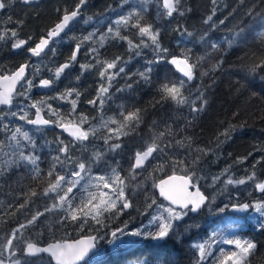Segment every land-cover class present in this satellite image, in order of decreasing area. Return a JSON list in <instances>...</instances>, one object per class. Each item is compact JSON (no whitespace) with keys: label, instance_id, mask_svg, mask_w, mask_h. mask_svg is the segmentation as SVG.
I'll use <instances>...</instances> for the list:
<instances>
[{"label":"trees","instance_id":"trees-1","mask_svg":"<svg viewBox=\"0 0 264 264\" xmlns=\"http://www.w3.org/2000/svg\"><path fill=\"white\" fill-rule=\"evenodd\" d=\"M76 2L77 0H40L26 5L22 0H13L11 5L4 9L0 15V26L16 28V22L23 20V26L18 29L19 38L32 37V40L25 45L23 50H13L11 40L7 42L0 41V72L7 69L10 75L20 64L28 61L33 65L28 69L30 74L39 69V74L34 79V83L37 84L41 77L53 78L55 67L68 60L76 43L73 38L88 35L89 32L94 30L97 31V37L94 41H89L82 47L77 57L78 63L65 70V73L62 74L60 80L52 89L33 88L31 91L32 101L55 96L68 88H76L81 93L74 115H69L71 104L65 101H47L53 108L59 109V116L53 115L47 108L42 111L46 119L56 121L62 117V122L69 125L78 123L81 116L87 118V122L80 125V127L83 131L89 132V139L84 141L83 144L77 142L72 149L74 159L80 160L85 157L95 159L94 154L99 149L104 148L103 137L109 134L108 129L117 127V125L105 122L115 117L123 123L122 118L119 116L121 110L127 114L139 109L142 122L136 132H131L128 136H121L119 142L123 144L122 150H119L118 154L112 153L107 156L109 164L114 163V167L117 168L122 178L129 176L130 166L134 162L132 159L134 153L151 144L152 138L164 129L165 122L172 125L175 139L192 137L193 148L199 146L213 149L215 154L209 152L204 164L212 174H219L228 165H233L232 171L235 173L233 178H242L252 171V164L261 156H264V151L256 150L264 148V80H261L259 75L249 74L245 65L249 64L254 56L264 55V43L258 38V34L264 32V0H245L244 4H241L240 0H217L215 5L217 12L213 17L217 25L215 29H209V26L203 23L207 15L211 14L212 0H181V5L184 8H190L191 11L187 12L184 17L175 16L174 14V18L166 16L167 10L163 8L162 0H147L149 11L145 19L147 22L155 23L161 28L162 45L169 48L170 55L182 56L184 50L191 49L189 53L192 58L190 63L198 62L197 67L193 69L195 79L187 82V79L181 76L173 65L164 62L155 66L151 84L140 83L134 85L132 90L117 92L116 89L124 87L126 83V77L122 75L113 82V87L110 89L111 100L104 105L102 110H97L87 103L88 100L96 96V90L100 83L99 71L102 70L101 65H96L91 71L84 72L82 76L80 75V65L91 62L86 53L88 47L99 49L100 55L98 58L103 61H111L117 55L127 58V41L118 42L114 38H105L101 42L99 33L106 31L110 21L127 14L130 11L128 5L119 8L118 5L121 0H88V4L82 9V14L78 20L56 41L55 56L46 51V55L42 54L39 58L32 57L26 51L27 47H34L35 43L39 42L40 37L45 35L47 30L55 23L59 22L63 9L66 8L71 11ZM137 2L138 0H132L133 4ZM139 2H142V0H139ZM109 6H111V9H109ZM248 8H253L254 11L260 12L262 15L255 18L245 16L244 13ZM57 9H60L61 12H57ZM233 9L236 11L233 12ZM9 17H11V22ZM88 17H92V19L89 20ZM220 20H224V24H220ZM130 23H135V20ZM178 24H183L193 33V36H180L174 32L173 29ZM245 25L247 42L233 44L228 47L227 40L234 34L238 26ZM119 27L121 35L128 36L134 44L139 43L141 37L138 36L137 30L130 27ZM205 31L208 32V36L202 40L201 37ZM209 40L220 45V50L214 51L209 48L206 43ZM143 52L142 56L134 58L128 64L126 72H135L144 64L145 58H152L150 49H144ZM201 57L203 59H200ZM220 59H223V64L213 71ZM48 69H52V71L50 72ZM204 72H207L208 75H202ZM78 76L80 77L79 80H77ZM133 79H136V77H133ZM165 79L169 82L185 80L187 87L182 89V92L190 100L195 98L198 89L204 91L207 104L195 119L190 115L188 105L177 106L174 102L169 101L163 107L160 105L155 108L152 107L155 101L159 99L157 89ZM213 79L215 80L214 84H212ZM210 84L211 87H209ZM74 98L75 96L71 99ZM18 103L27 104L29 101L17 97L14 99L11 108H4L3 115L8 116L5 123L11 120L13 129L18 125H22L23 130H28L37 145L40 146L38 151L40 161L38 163L43 178L33 179L35 174H30L23 167L6 173L0 177V205H7L9 202L16 203L17 201L14 198L21 196V189L27 191L31 187L38 193H42L44 188L48 186L46 174L52 165V157L58 154L57 138L59 137L65 143L73 140L59 131L58 127H42L39 131H36L35 127L28 126L24 121L12 118L9 113L17 110L16 105ZM197 107H199V102H197ZM34 117L35 109H32L29 112V118L33 119ZM188 120H191V125L186 126ZM230 124L244 126L242 128L237 127L232 132L231 139L225 141L219 149H216L217 136L224 132ZM124 131L130 132L131 130L125 128ZM220 139L223 140L224 138L221 136ZM175 151L183 154L186 149L177 148ZM250 152L252 155L243 164H234L237 158L248 156ZM171 155L172 151H169V156ZM117 161L119 162L118 166ZM167 161V157L153 160L151 161L152 166L148 167L147 172L143 175L136 176L131 183L128 179H125V184L128 185L125 189L126 194L135 193L133 208L125 210L119 216H113L112 212L104 211L103 215L99 217L102 221L101 224H97L89 215L86 217L87 223L83 230L77 228L75 224H69L59 231L56 227H52L51 231L56 233L55 239L63 237L70 241L88 235L99 236L101 249L87 261V264H143L144 261H147V264H193L190 244L204 242L211 232L219 231L230 237L235 235L241 239L253 240L257 244V250L255 258L249 257V260L252 261V264H264V231H255L257 221L252 222L247 216H243L244 219H238L240 216L233 213L222 214V218L206 212L197 216L195 223L199 224V227H193L184 233L181 238L182 243L174 240L153 241L144 239L133 247L111 246V243H109L112 239L111 231L116 228H123L125 222L128 224V230H135L147 224L148 217L140 215V212L144 211L146 197L153 195L159 197L156 188L152 187L154 182L158 184L160 180L167 176L184 174L179 169L174 170L171 168ZM161 164L163 165L162 170L158 167ZM187 166L188 162L186 161L185 167ZM106 171L108 169L100 164L92 167L90 175L95 177ZM255 171L259 178L264 179V161L256 166ZM223 179H226V177H223ZM87 181L88 177L85 176L81 184H84L89 191L97 192L98 189L94 184L92 182L86 183ZM205 183V181H201V185ZM201 189L206 195L211 192V189L205 187ZM251 189L253 191L251 195H248V190L243 186H240L238 190L244 199H257L264 195L258 194V191L254 188ZM229 190H233L232 186H229ZM81 191L83 189L73 190L77 197H79ZM104 191L109 190L105 189ZM220 199L225 198H218L216 203H219ZM22 201L23 198L19 202ZM160 201L159 199L158 202ZM46 203L50 204L52 201L43 197L31 198L28 207L32 211L37 209L42 211ZM75 203H79V199ZM17 216L19 220L12 218L7 223L0 220V234L10 231L18 222L23 220V216L19 213H17ZM46 217V219L41 218L45 221V224H55L57 219L55 215L46 214ZM81 218L85 219L84 217ZM255 218L259 219L258 216ZM188 222L191 223L192 221ZM236 224L241 227H235ZM42 230L39 229L38 231ZM65 231L68 233L66 237L64 235ZM31 239L43 246L53 242L50 233H45L39 238L33 235ZM217 247L228 250L233 246L213 245L214 250ZM215 254L218 255V251Z\"/></svg>","mask_w":264,"mask_h":264},{"label":"snow or ice","instance_id":"snow-or-ice-1","mask_svg":"<svg viewBox=\"0 0 264 264\" xmlns=\"http://www.w3.org/2000/svg\"><path fill=\"white\" fill-rule=\"evenodd\" d=\"M13 0H0V10H4L11 5ZM24 4L33 3L34 0H22ZM163 8L166 9V16L174 18L175 16L184 17L190 8H184L181 5V0H162ZM245 0H240L244 4ZM217 0H212L213 8L211 14L203 20L209 29L216 28V22L213 17L216 15L217 8L215 7ZM88 4V0H77L74 8L62 10V16L59 22L50 27L45 35L41 36L38 43L34 47H27L26 51L32 57H41L42 54L50 52L52 56L56 54V41L61 38V34L69 29L70 22L75 21L82 14V9ZM128 5L130 11L119 16L109 22L106 31L99 33L101 42L105 38H114L119 41H127V58L123 56H115L111 61H103L99 59V49L95 47H88L86 49L87 55L91 62L88 64H81L80 69L82 76L84 72L91 71L96 65H101L102 70L99 71L100 83L96 90V96L88 100L87 103L92 105L97 110H102L104 105L111 100L110 89L113 87V82L117 77L123 75L126 77L124 87L117 88V92L125 90H132L134 85L144 83L146 85L152 83L155 66L167 62L175 66L187 78V82L195 79L193 69L197 67V63H190L192 59L189 55L191 49L184 50L182 56L170 55L169 48L164 47L161 42V28L155 23L147 22L145 17L148 14L147 0H142L136 4L132 0H121L118 5L123 8ZM111 9V6H109ZM236 10L233 9V12ZM57 12H61L57 9ZM231 15V13H230ZM245 16L255 18L261 16L260 12L254 11L253 8H248L244 13ZM89 20L92 17H88ZM135 20V23H130ZM11 22V17H9ZM224 24V20L219 21ZM24 24L23 20L16 22V28H7L0 26V41L7 42L11 40V47L13 50H23L25 45L32 40L31 36L27 39H20L18 29ZM116 26V27H114ZM130 27L137 30V34L141 37L139 43L134 44L126 35H121L120 27ZM245 26H238L234 34L227 40L228 47L233 44H243L247 42V33ZM174 32L180 36L192 37L193 33L189 31L183 24H178ZM208 36L205 31L201 37L204 40ZM97 37V31L89 32L88 35L73 38L76 40L74 49L71 52L68 60L58 67H55L53 78H39V82L34 83V79L39 74V69L28 72V69L33 67L28 61L20 64L19 67L8 74L7 69L0 72V105H6L11 108L14 99L22 97L29 103H18L16 111H10V116L16 120L24 121L28 125H33L36 131L45 126H55L68 132L73 140L65 143L62 139L57 138V152L58 154L52 157V165L47 171L48 186L44 188L42 193H38L34 188L29 187L27 191L21 189V196L14 198L16 203L9 202L7 205H0V220L7 223L12 218L19 220L17 213L23 216V220L10 229V231L0 234V264H87L86 258L91 259L95 255L97 249L96 241L100 239L99 236L88 235L83 239H73L69 241L65 238L55 239L56 233L52 232V227H56L57 231L61 228H66L69 224H75L80 230L84 229L87 223L86 217L92 216V219L97 224H101L99 219L104 211L112 212L113 216L122 215L125 210L134 207V192L126 194L125 189L128 185L125 184V179L131 181L135 180L136 176H141L147 172V168L152 166L151 161L159 160L164 157L168 158L170 167L174 170L179 169L184 174L180 176H170L167 180H160L159 184L153 183V188L159 189V197L150 196L145 198L144 211L140 215L148 217L147 224L135 230H128V224L125 222L123 228H116L111 231L110 235L113 240L109 243H114L120 237H137L141 240L150 239L153 241H177L183 242L182 236L188 232L189 229L199 227L195 223V218L205 212L216 215L222 218L225 213H249L254 212L258 215L255 227L264 231V195L257 199H244L239 192V187L251 184L254 189L261 194H264V179L257 176L255 171L256 166L264 161V156L257 159L251 166L252 171L242 178H233L235 173L232 171L233 165H228L221 170L219 174H212L205 166L206 158L209 152H213L211 148H201L199 146L193 148L192 137H181L175 139V132L172 125L165 122L164 129L152 138L149 144L143 150H137L132 159L134 162L130 166L129 176L122 178L119 175L116 167L109 164L107 156L112 153H119L122 150L123 144L120 141L121 136H128L131 132H136L139 124L142 122L140 110L135 112H128L125 114L123 110L120 111L119 116L123 123L117 118H111L105 123L117 125L116 128H109V134L103 137L104 148L99 149L94 155L95 159L85 157L84 159L76 160L73 158L72 149L77 142L83 144L89 139V132L83 131L80 125L87 122V118L81 116L78 123L69 124L62 122L63 118L53 121L51 119H44L41 115L42 111L47 108L53 115L59 116V109L53 108L48 100L65 101L71 104V112L69 115L76 114L77 105L81 93L76 88H68L55 96H49L46 99L39 101H32L31 91L33 88L52 89L53 86L60 80L65 70L72 68L78 63V54L82 47L89 41H94ZM146 38V39H145ZM258 38L264 43V32L258 34ZM208 47L214 51L220 50V45L215 42L206 41ZM101 46H103L101 44ZM144 49H150L152 58H145L144 64L135 72H126V68L131 61L144 54ZM200 59H203L201 57ZM223 64V59H220L215 65V68H220ZM249 74L259 75L261 80H264V55L253 57L251 62L245 65ZM115 70V71H111ZM52 71V69H48ZM202 75H208L207 72ZM136 77V79H133ZM80 77H77L79 80ZM131 81V82H127ZM215 80H212V84ZM19 84V90L17 85ZM186 81L181 79L179 82H169L167 79L160 83L157 93L159 99L152 105L155 108L157 105H163L169 101L174 102L177 106L188 105L189 113L193 119L204 110L207 104V99L203 90L198 89L194 99H189L183 95L182 89H186ZM211 87V84L209 85ZM75 96L74 99H71ZM199 102V107H197ZM35 109V118H29V112ZM8 119L7 115H3V109H0V177L13 169L19 170L25 168L30 174L34 173L33 179H40L42 177V170L39 167L40 156L38 151L40 146L32 138L28 130H23L22 125L16 126L14 129L11 124L12 121ZM155 123V122H154ZM191 125V120L187 121V125ZM185 126V127H186ZM244 125H229L224 132L220 133L216 138L215 148L220 146L227 140L231 139L232 132L237 127L242 128ZM125 128H130V132L124 131ZM74 129V130H73ZM224 139L221 140L220 137ZM115 141V142H113ZM143 143V140H142ZM185 148V153L181 154L175 149ZM257 151H264V148H258ZM169 151L172 155L169 156ZM213 154H215L213 152ZM230 155V154H229ZM237 158L234 164H243L245 160L251 156ZM186 161L188 166L185 167ZM102 164L108 171L98 176L92 177L90 175L93 166ZM117 166L119 162H116ZM57 165L59 168L57 169ZM162 170L163 165L158 166ZM140 171H137V170ZM123 170V169H121ZM155 170V169H154ZM88 177L89 182H94V186L98 189L93 193L89 191L81 181L84 177ZM226 177V179H223ZM146 178V177H145ZM201 181H205L201 185ZM232 186L233 190H229ZM202 187L211 189L209 194H205L201 190ZM74 189L80 192L79 197L73 192ZM108 189L109 191H104ZM191 189V191H190ZM86 193V194H85ZM248 195H251L249 192ZM43 197L49 201L50 204H45L43 210L32 211L28 207L31 198ZM162 197L163 201L158 202ZM219 203H216L218 198ZM23 198L22 202H19ZM79 199V203L75 201ZM150 201V202H149ZM215 205V206H213ZM114 210V211H112ZM154 210V211H153ZM46 214H52L57 217L54 225L45 224ZM84 217L85 219H82ZM188 218V220H186ZM238 219H244L243 216ZM188 221H192L189 223ZM235 227H241L239 224ZM43 229L42 231H38ZM50 233L53 237V242L47 243L46 246H40L37 242L32 241V236L37 238ZM65 237L68 233L65 231ZM131 241L130 243H135ZM231 245L232 248L225 250L223 247L213 249V245ZM162 246V245H160ZM193 255V264H252L249 257L255 258L257 244L250 239H241L235 235L227 236L222 232L213 231L204 242H194L190 244ZM218 251V255L215 252ZM143 264H147L144 261Z\"/></svg>","mask_w":264,"mask_h":264},{"label":"water","instance_id":"water-1","mask_svg":"<svg viewBox=\"0 0 264 264\" xmlns=\"http://www.w3.org/2000/svg\"><path fill=\"white\" fill-rule=\"evenodd\" d=\"M35 1H40V0H34V2ZM3 12V10H0V15H1V13ZM79 18V17H78ZM78 18L75 20V21H73V22H70V27L74 24V22H76L77 20H78ZM69 27V28H70ZM68 29H66V31H67ZM64 33H62L61 34V36L63 35ZM46 51H47V49H46ZM174 68L176 69V71L181 75V76H183L184 77V75H183V73L182 72H180V70L178 69V68H176L175 66H174ZM11 75V74H10ZM186 78V77H185ZM187 79V78H186ZM17 89H19V84L17 85ZM0 90H3V86H0ZM7 107H9V106H6V105H0V109H4V108H7ZM41 115H42V117L44 118V119H46L45 118V116H44V114L43 113H41ZM35 118V117H34ZM33 118V119H34ZM28 126H31V127H34L33 125H28ZM70 127L72 126V125H69ZM45 127H48V126H45ZM82 129V128H81ZM74 130V129H73ZM83 130V129H82ZM59 131H61L62 133H64L66 136H68L69 138H72L73 139V137L72 136H70L69 135V133L68 132H65V131H63V129H61V128H59ZM137 171H139V169L137 170ZM173 175H176V176H180V175H178V174H173ZM173 175H170V176H173ZM170 176H167V177H165V178H163V180H167ZM158 184H159V182H158ZM202 190V189H201ZM156 191H157V194H158V196H159V189L158 188H156ZM190 191H191V189H190ZM203 191V190H202ZM258 194H260L259 192H258ZM161 201H163V198L162 197H160L159 198ZM127 210H129V209H127ZM233 214H235V215H237V216H245L246 215V213H233ZM86 236H84V237H81V238H78V239H83V238H85ZM112 238V237H111ZM71 241V240H70ZM96 244H97V249L95 250V252H96V254L100 251V245H99V239L96 241ZM40 246H43V245H40ZM44 246H46V245H44ZM94 255H92V257H93ZM91 257V258H92ZM86 260L87 261H89V259L88 258H86Z\"/></svg>","mask_w":264,"mask_h":264},{"label":"rangeland","instance_id":"rangeland-1","mask_svg":"<svg viewBox=\"0 0 264 264\" xmlns=\"http://www.w3.org/2000/svg\"><path fill=\"white\" fill-rule=\"evenodd\" d=\"M113 164H112V166L114 167ZM92 183L94 184V182H92ZM243 188L248 190V192L252 193L253 191H252L251 188H254V186L253 185L251 186V184H248V185H244ZM245 216H248V217H250V219H252L253 217H257L258 215L256 213L250 211L249 213H246ZM111 240H113V238ZM131 241H136V242L135 243H130ZM140 241H141V239L137 238V237H120L114 243H111V246L115 247V246H119L120 245L122 247H133V246L137 245L138 243H140Z\"/></svg>","mask_w":264,"mask_h":264},{"label":"flooded vegetation","instance_id":"flooded-vegetation-1","mask_svg":"<svg viewBox=\"0 0 264 264\" xmlns=\"http://www.w3.org/2000/svg\"><path fill=\"white\" fill-rule=\"evenodd\" d=\"M229 213H230V212H229ZM249 216H250V215H249ZM247 217H248V216H247ZM248 219H250V217H249ZM250 221H252V222H256V221H257V218L253 217L252 219H250ZM255 231H256V232H263V231L258 230L257 228H255Z\"/></svg>","mask_w":264,"mask_h":264}]
</instances>
